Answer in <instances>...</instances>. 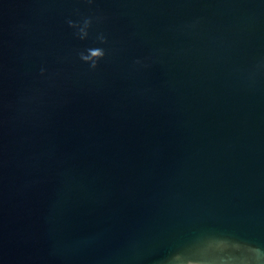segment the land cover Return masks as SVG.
<instances>
[{"label":"water","instance_id":"1","mask_svg":"<svg viewBox=\"0 0 264 264\" xmlns=\"http://www.w3.org/2000/svg\"><path fill=\"white\" fill-rule=\"evenodd\" d=\"M0 264H264V0H0Z\"/></svg>","mask_w":264,"mask_h":264}]
</instances>
